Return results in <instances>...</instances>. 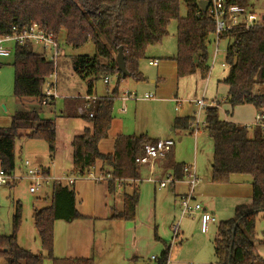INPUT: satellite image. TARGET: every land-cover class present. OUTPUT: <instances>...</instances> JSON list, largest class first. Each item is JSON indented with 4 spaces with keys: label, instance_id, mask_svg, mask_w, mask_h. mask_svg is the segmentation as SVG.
<instances>
[{
    "label": "trees",
    "instance_id": "1",
    "mask_svg": "<svg viewBox=\"0 0 264 264\" xmlns=\"http://www.w3.org/2000/svg\"><path fill=\"white\" fill-rule=\"evenodd\" d=\"M248 0H229L246 6ZM187 14H180L181 4ZM201 0H0V34H9L13 26L31 23L42 25L53 32L56 39L65 32V42L81 47L91 41L95 54L80 55L75 59L77 71L90 78L89 93L102 76H117L112 95L100 97L91 112L83 117L94 123V129L75 136L73 146V173L87 176L98 162L100 173L110 177L109 191H117L116 182L140 178V165L136 157L143 147L156 139L146 134L124 135L115 138L114 151L103 153L100 142L108 137L113 120V105L118 87L126 79L118 70L116 55L123 47L127 69L136 81H144L139 61L148 47L158 44L169 33V25L177 20L178 77L198 74L206 78L211 68L210 45L214 41L215 21L200 6ZM232 39L227 46L228 72L222 80L228 86L227 102L231 108L251 104L264 113V24L250 29L236 28L223 36ZM14 95L20 108L11 116L9 127H0V165L8 172L16 168L15 142L24 134L43 139L48 144L50 157L57 146L56 122L42 113L44 88L55 71V66L44 54L33 50L32 44L14 47ZM54 100L49 102L52 103ZM206 130L213 139L212 181L228 183L232 175H249L252 179V201L238 205L234 217L221 221L214 240L216 264H264L256 248V220L264 211V130L220 118L217 107H208ZM193 117H177L174 129L191 127ZM250 135V129H253ZM168 167L176 177H182L181 163L173 162L172 149ZM48 174L49 171L46 170ZM133 185V184H132ZM140 192L135 184L131 192L123 193L122 210H113L112 219L131 221L136 218ZM85 218L77 209L76 194L72 187L54 181L49 206L35 210L34 223L45 253H33L22 248L16 230L21 221V205H17L13 218L14 233L0 235V257L7 264H43L54 258L55 223ZM171 246H166L158 257V264L169 259ZM77 261V260H76ZM77 264H95L93 258H83Z\"/></svg>",
    "mask_w": 264,
    "mask_h": 264
},
{
    "label": "rangeland",
    "instance_id": "2",
    "mask_svg": "<svg viewBox=\"0 0 264 264\" xmlns=\"http://www.w3.org/2000/svg\"><path fill=\"white\" fill-rule=\"evenodd\" d=\"M246 6L263 19L264 0H248ZM180 14L182 17H185L187 14L186 4L184 2L181 4ZM177 27V20H173L168 28L169 33L160 43L148 47L145 52V57L140 59L139 70L145 78L144 81H136L131 76H128L121 83L122 88H128L136 92L139 96L152 93L156 99H131L126 102L125 107H122L121 100L116 98L113 105V119L117 117V119L127 121V127L121 132L124 135L143 133L141 131L148 133L151 137L165 138L169 135L175 140L173 153L176 162L181 164L194 163L199 177L206 182H211V160L214 144L205 126H200L197 137L190 128L178 130L173 127L177 117L191 115L194 111H197L196 100L205 98L207 103H210L213 99L222 100L227 94L228 86L221 80L225 78L228 72V65L225 66L228 41L222 39L219 42V50L216 55L217 44L215 42L211 43L210 60L212 70L206 78H202L198 74L178 77V74L176 75L174 73L175 83L178 89L174 101L167 102L164 100L167 96L162 94L161 88L167 82L168 78H173V66L171 63H166V69L170 72L167 71V75L159 79V68L150 65L149 61L158 57L162 67L166 62L164 61L165 59L177 54ZM60 45L61 54L58 58V68L55 73L57 76V91L59 95L56 98V101H59L58 108L65 102L67 97L75 98L88 93L90 78L84 79L77 71L75 59L80 55L93 56L95 54V47L91 41L81 47L68 45L65 42V32L60 36ZM33 50L44 55L48 53H45L43 46L37 43L33 44ZM13 61L14 53L9 57L0 58L1 128L10 126L11 116L17 110V99L14 95L15 68L12 65ZM54 80L55 77H52L48 81L53 82ZM153 80L156 83H153ZM115 84L116 80H113L109 85L110 88ZM48 85L46 84L45 87H48ZM106 86L102 76L94 83V87L99 91H102ZM46 106L42 108L44 116L56 119L57 115L49 114L52 107ZM121 108H126V111L121 112ZM205 111L206 109H203L200 114L202 122L206 121ZM256 115L257 111H255L254 106L251 104L238 105L232 111L229 105H225L223 111L220 112V116L224 119L249 126L255 121ZM64 119L67 120L66 128L62 127L59 122H56L58 129V136L56 137L57 146L52 158L50 157L48 144L45 140L30 138L25 134L22 137L16 138L15 172L21 173V164H23V161L29 160L36 166L43 168L49 167L51 169L50 177H52L56 160L58 157H61L63 160L62 168L68 169L69 164L71 166L70 171H64L60 174L54 173V177L60 178L63 185H68L67 180H65L67 175L77 180L80 178L81 180H79L75 188L77 205H80L85 213L91 214L94 211L100 213L103 211V207L97 204V190L94 186H91L93 182H88L73 173V157L71 158L69 149L58 150V144L60 146L65 144L64 140L68 138L70 128H77V122L84 127L80 134L85 133L87 129L93 131L94 123L90 119L83 118V114L80 116L64 117ZM142 124L146 128H140ZM250 135H252L251 131ZM107 139L105 138L101 141L102 147L100 150L108 151L109 147L105 143ZM195 144H197L196 146L198 148ZM70 149L73 153L72 144H70ZM95 170L96 174L99 175L100 167L96 165ZM141 171V200L139 204L141 213L139 217L138 215L136 217L139 226H141L145 234H148L146 230L150 228L151 239L155 244L149 243L147 240L136 243L132 239V232L130 235L129 231L127 232L126 242H124L123 230L119 227V224L122 223H116L118 225L112 226L110 223H105L106 220H102V217H100L96 223V236L101 242V249L103 248V251L97 254L96 264H158V259L152 260L151 257H159L161 251L166 246H171L169 264H216L217 257L214 250V240L217 235V228L221 221L234 217L235 204H230L227 199L220 197L215 199L213 203H215L216 209L213 212L217 218V222L210 225L209 232L203 233L198 217H181L180 205L179 202H176L173 190L169 187L159 189L154 183L148 181L149 171L146 166L142 165ZM156 172V176H161V170L159 168L156 169ZM168 173L172 172L169 171ZM104 179L107 182L110 177L105 176ZM231 179L234 180V184H237L235 180L244 179L248 181L251 180V177L249 175L236 174ZM53 181L52 179L49 183L43 184L37 193H31L29 191L30 183L25 179L18 181L15 185L0 186V235H11L14 233L13 218L16 214L17 205L20 204L21 221L16 230L17 241L22 248L33 253L39 254L42 252L39 233L34 223V215L35 210L50 205ZM125 183L126 185H132L136 182L131 183L126 180ZM195 201L199 203L204 202L202 198L198 199L197 190ZM241 201L243 202L240 204L251 203L249 198ZM79 209V213L84 216V213L81 212L82 210L80 211ZM82 219L75 220L76 222L73 224L75 230H78L77 227L79 224H84L85 220ZM150 219L152 220V224L150 223ZM57 222L58 236H60L64 234L61 226L65 221L58 220ZM129 224H133V222H129ZM175 225L179 226L177 236L173 229ZM80 232L84 233L82 230ZM256 233V248L260 256L264 259V211L260 212L257 216ZM62 238L64 239L63 236ZM0 264H7V260L4 257H0ZM43 264L50 263L48 260H45Z\"/></svg>",
    "mask_w": 264,
    "mask_h": 264
},
{
    "label": "crops",
    "instance_id": "3",
    "mask_svg": "<svg viewBox=\"0 0 264 264\" xmlns=\"http://www.w3.org/2000/svg\"><path fill=\"white\" fill-rule=\"evenodd\" d=\"M224 39L228 41V44L232 41V39H229V38H224ZM175 56H176V54L173 55V57H169V58L165 59L164 61H166V62L164 63V66L161 67L160 62L157 66H155V67L159 68V79H162V77L164 75H167V71L170 72L169 70L166 69V63H171L173 66V71H174L173 72V78H168L167 82H165L161 88L162 94L164 96H167L164 98V100H166L167 102H173L174 101V98L176 97V92L178 89L176 86V83H175V74L177 75V63L175 61ZM154 59H159V58L156 57ZM154 59H151V60H154ZM226 65L227 64H225V66ZM152 66H154V65H152ZM152 82L156 83L154 80ZM121 83L118 87V96L116 98H119L121 100L122 107L123 106L125 107L126 102L131 100V99L123 101L120 98L121 94L125 91H131V90L128 88H125V87L122 88ZM115 86H116V84L110 88V86L107 85L102 91H99L95 87H93L92 94H95L99 97L110 96V95H112ZM159 89H160V87H159ZM131 92H133V91H131ZM227 93H228V89H227ZM226 98H227V94L225 95V97H223L222 100L213 99L211 101V102H216L218 104L217 108L219 109V114L221 111H223V108L225 105H229L228 102L226 101L227 100ZM155 99H156V97H155ZM155 99H148V100H155ZM133 100H136V99H133ZM140 100H145V99H140ZM58 102L59 101L54 100L52 103L48 104L46 107H48V106L50 108L52 107L50 109L49 114L57 115L55 122H59L62 127L66 128V126H67V120H65L64 117H68V116L72 117V116L82 115L80 108L82 107L83 102L81 99H79L77 97H75V98L67 97L65 99V102L63 104H61L60 108H58V106H57ZM19 108H20V104L17 102V110ZM229 108L231 109V111L234 110V108H231L230 105H229ZM122 111L125 112L126 108H121V112ZM226 111H229V110H226ZM255 111H257L256 108H255ZM195 112H197V111H194L191 115H187V116L193 117ZM257 113H258V111H257ZM187 116H184V117H187ZM83 118H85V117H83ZM220 118L223 120H227V119L222 118L221 116H220ZM227 121H229V120H227ZM126 123H127L126 120L123 121L121 119H117V117L112 120V125H111V128L109 130L108 137H107L108 139L105 142L107 144V146L109 147V149H108V151L101 150L103 153H112L114 151L115 138L119 134H121V132H123L124 128L127 127ZM140 123H141V121H140ZM243 125H245V124H243ZM84 126H85V124H84ZM140 128H146V127L142 124V126H140ZM83 129H84V127L81 126L77 122V128H70V132L68 133V138H66L64 140L65 144L61 145V146L58 144V150L69 149L70 150V156L72 158L73 153L71 152L70 144H72L73 138H75V136L79 135L80 132L83 131ZM190 129H191V127H190ZM57 130L58 129H57V124H56V132H57ZM253 130H254V128L250 129L251 133H253ZM141 132H143V133H139L136 135H141V134L148 135V133H144V131H141ZM57 136H58V132H57ZM149 137L152 139H159L158 137H151V136H149ZM165 138H171V137L169 135H167ZM196 145L197 144H195V146ZM174 146H173V148H174ZM101 147H102V144L100 142L99 148L101 149ZM173 148H172V154H173L172 160L174 163H177L175 160V157H174ZM169 161L170 160H169L168 155H166L165 158H162V159H159L158 161H156L153 176L151 177L150 173H149V177L147 178L148 181L154 183L155 186L158 187L159 189H163V188L159 187V185L156 183V181H152V180H150V178L155 179V180L164 178L168 174L169 171H171L172 174H174L173 169L168 167ZM102 164H103L102 162H98L96 165L98 167H101ZM62 165H63V160L61 159V157H58L56 160V166L54 169V173L60 174L61 172H64V171L65 172L70 171L71 166L69 164H68V169L62 168ZM141 166L142 165H140V173L142 172ZM143 166H146L148 168V171H149V167L147 165H143ZM20 167H21L20 170H22V164ZM41 168H43V167H41ZM157 168H159L161 170V176L155 175L157 173L156 172ZM211 168H212V160H211ZM43 169L45 171L48 170L49 171L48 174L51 175V169L49 167H44ZM93 172L96 174L95 168L93 169ZM54 173H53L51 178L54 181L60 180V178L54 177L55 176ZM99 174H102V173L99 172ZM67 176H69V175H67ZM174 176L176 177V175H174ZM232 176H234V175H232ZM232 176H231V178H232ZM82 178L87 180L88 182H91V183L93 182V184H91V186H94L95 189L97 190V204L99 206L103 207V211L100 213H98L97 211H94L91 214H88V213H85L83 211V209H81L80 205H77V208L79 209V207H80L79 210L80 211L82 210L81 212L84 213L85 218L82 219V220H85L84 224H82V223L79 224L77 227L78 230L77 229L75 230L73 227V224H75V222H76L75 220L71 221V222L65 221L64 224H62V226H61V228L64 231V234H61L60 236H58V231H57L58 222L56 221V223H55V245H54V258H55V260H53L51 258L46 259L49 261L50 264H77L76 262H78V260L83 259V258H93L95 260V264H96L97 254H99L100 252L103 251V248L101 249V242L96 236V223H97V220L100 219V217H102V220H106L105 223H110V224H112V226L118 225L116 223H122V224H119V227H121L123 230L124 242H126L127 232L129 231L130 235L132 232V239L136 243L141 242L143 240H147L149 243L155 244V242L151 239L150 228H148L146 230V232H148V234H145L142 231L141 226H139V222L137 220V217H136V220L134 219L131 221L130 220L129 221H121V220H116V219L111 218V214H112L113 210H116V211L122 210L123 193L127 192V191L131 192V190L135 184L138 186L139 192H140L139 203H138L137 211H136V215H138V217H139V215L141 213V209H139V204H140V200H141V190H140V188H141V175H140V178L138 179V181L133 185H129V184L121 185L120 183L116 182L117 191L115 193H110L108 181L105 182L106 179H104V178L99 179V180H95V179L88 177V176H84ZM176 178H178V177H176ZM79 180H81V179L80 178L78 180L76 179L75 183L71 187L75 189ZM233 181L234 180L231 179L230 182H228V183H214V182H212V180H211V182H206L201 178L200 183L196 188L198 199L202 198V200L204 202H202L201 204L204 206V208L207 211L211 212L214 216H215V214H214L213 210L216 209V206H215V203H213V202L215 199H217L219 197L223 198V199H227L230 204H232V203L235 204V208L238 205H241L240 203L243 202L241 200L249 198L252 201V180H248V181L244 180V179L235 180V181H237V184H234ZM156 187H155V189H156ZM167 187H169L173 190V192L175 194L176 202H179L181 195L183 193H185L188 189L187 183L181 179L178 180L175 184L169 185ZM167 187H164V188H167ZM75 191H76V189H75ZM76 202H77V197H76ZM129 222H133V224H129ZM214 222H217V218H216V221H214ZM214 222H211V224ZM150 223L152 224L151 219H150ZM199 223H200V220H199ZM80 230L84 231V233L80 232ZM61 233H62V231H61ZM62 236L64 237V239L62 238ZM40 244H41V242H40ZM41 253H45L43 249H42Z\"/></svg>",
    "mask_w": 264,
    "mask_h": 264
},
{
    "label": "built area",
    "instance_id": "4",
    "mask_svg": "<svg viewBox=\"0 0 264 264\" xmlns=\"http://www.w3.org/2000/svg\"><path fill=\"white\" fill-rule=\"evenodd\" d=\"M209 1V14L212 19L215 21V33H214V42L217 44L216 53H218V44L223 39L225 33L236 29V28H245L250 29L253 26L263 25L261 18L252 10L248 9L247 6L230 3L229 0H208ZM41 44L45 49V55L47 59L53 62L55 66V71L49 78L55 77L53 82H47L48 87L44 88V98L42 100V105H48L51 100H56L59 96L57 91V76L56 70L58 68V58L61 54V45L53 32L47 31L42 25L38 23H31L22 27L13 26L12 32L9 34H0V58L9 57L13 54L14 47L18 44ZM159 59L150 60V65L157 66L159 64ZM214 62V60H213ZM212 67L210 68L211 72ZM55 74V75H54ZM117 76H106L103 78L106 85H110L113 80H116ZM77 98L81 99L83 102L80 111L82 114H88L90 118L94 116V113L91 112V109L99 100V96L88 93L84 96H78ZM123 101L128 99H155V95L152 93H146L143 96H139L136 92L125 91L121 94L120 97ZM197 106V112L193 116L191 122V130L198 136L200 131V126H206V121L202 122L201 111L207 109L208 107H218L216 102L207 103L205 98L198 99L195 102ZM249 126V125H248ZM249 127H261L264 130V113L258 112L256 119L252 125ZM175 145V140L173 138H159L154 142H148L143 147V152L141 155L136 157V163L138 165H147L149 167V173L152 177L154 174V167L156 161L159 159L165 158L168 152ZM22 172L16 173L6 171L0 165V186L3 185H15L18 181L25 179L30 183L29 191L31 193H37L42 188L43 184L49 183L52 179L46 171L34 165L31 161L25 160L22 164ZM95 180L103 179L105 176L103 174H95L91 171L88 175ZM183 180L187 183L188 189L183 193L179 200L180 213L181 217H198L200 220V228L203 233H207L210 230L211 222L216 221V217L209 211H207L204 206L196 202V188L200 183L201 178L199 177L194 163H184L182 166V177L176 178L172 173H168L164 178L155 180L150 178L152 181H156L159 187L164 188L169 185L175 184L178 180ZM68 185L72 186L76 178L72 176H67L65 178ZM61 182L60 180H55ZM129 182H137V180H127ZM54 182V181H53ZM62 183V182H61ZM63 184V183H62ZM178 225L173 227L175 235H178ZM152 260H157V256H152ZM165 264H169V259Z\"/></svg>",
    "mask_w": 264,
    "mask_h": 264
},
{
    "label": "water",
    "instance_id": "5",
    "mask_svg": "<svg viewBox=\"0 0 264 264\" xmlns=\"http://www.w3.org/2000/svg\"><path fill=\"white\" fill-rule=\"evenodd\" d=\"M200 6L204 11H207L208 7H209V1L208 0H201ZM261 21L264 22V16H263V19ZM116 61H117V65H118V70L121 72L123 78H126L127 76H129L130 73L127 69L123 47H119L117 55H116Z\"/></svg>",
    "mask_w": 264,
    "mask_h": 264
}]
</instances>
